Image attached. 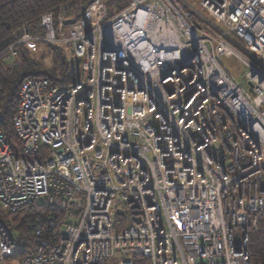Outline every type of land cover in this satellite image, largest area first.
<instances>
[{
    "label": "built area",
    "instance_id": "2783aa9c",
    "mask_svg": "<svg viewBox=\"0 0 264 264\" xmlns=\"http://www.w3.org/2000/svg\"><path fill=\"white\" fill-rule=\"evenodd\" d=\"M91 0L65 34L41 15L15 44L67 49L73 84L19 88L16 154L0 129V211L42 205L22 264H255L264 214V0ZM57 24L61 35L58 36ZM246 69L242 86L223 63ZM18 241L0 220V258ZM144 259L143 260H141Z\"/></svg>",
    "mask_w": 264,
    "mask_h": 264
},
{
    "label": "trees",
    "instance_id": "16d2710c",
    "mask_svg": "<svg viewBox=\"0 0 264 264\" xmlns=\"http://www.w3.org/2000/svg\"><path fill=\"white\" fill-rule=\"evenodd\" d=\"M109 11L120 12L132 0H103ZM91 0H0V52L14 44L24 26L34 32H41V15L53 11L58 19L80 17ZM58 36L61 35L57 24ZM19 64L0 56V129L15 153H21V142L17 138L13 120L19 104V88L31 77H43L51 84H73L80 75V65L72 53L62 46L39 41L34 51L24 43L15 44ZM54 215L42 205H29L16 211H0V220L14 233L19 249L18 254L26 257L34 252L35 227L48 229V219ZM251 261L264 264V214L259 225L250 236ZM16 253V254H17ZM144 261V259L141 258Z\"/></svg>",
    "mask_w": 264,
    "mask_h": 264
},
{
    "label": "rangeland",
    "instance_id": "374dc122",
    "mask_svg": "<svg viewBox=\"0 0 264 264\" xmlns=\"http://www.w3.org/2000/svg\"><path fill=\"white\" fill-rule=\"evenodd\" d=\"M192 9L195 10L197 17L205 25L206 28H209L214 23H219L218 20L212 15L208 14L203 10L200 5V0H194ZM65 34L67 35L70 31V25H65ZM13 64V60L11 61ZM223 63L225 66L232 72L235 79L242 85L246 86V81L244 76L246 74V69L234 58H223ZM22 254H15L11 257L2 260L0 258V264H22Z\"/></svg>",
    "mask_w": 264,
    "mask_h": 264
},
{
    "label": "water",
    "instance_id": "95a60500",
    "mask_svg": "<svg viewBox=\"0 0 264 264\" xmlns=\"http://www.w3.org/2000/svg\"><path fill=\"white\" fill-rule=\"evenodd\" d=\"M77 18L78 17H72V18H67L66 20H65V22H64V24L65 25H71V24H73L74 22H76V20H77Z\"/></svg>",
    "mask_w": 264,
    "mask_h": 264
},
{
    "label": "bare ground",
    "instance_id": "6f19581e",
    "mask_svg": "<svg viewBox=\"0 0 264 264\" xmlns=\"http://www.w3.org/2000/svg\"><path fill=\"white\" fill-rule=\"evenodd\" d=\"M17 154V153H16Z\"/></svg>",
    "mask_w": 264,
    "mask_h": 264
}]
</instances>
